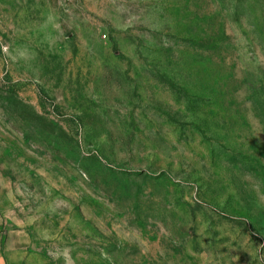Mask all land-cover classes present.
Returning a JSON list of instances; mask_svg holds the SVG:
<instances>
[{
  "label": "rangeland",
  "instance_id": "obj_1",
  "mask_svg": "<svg viewBox=\"0 0 264 264\" xmlns=\"http://www.w3.org/2000/svg\"><path fill=\"white\" fill-rule=\"evenodd\" d=\"M0 220L19 264H264V0H0Z\"/></svg>",
  "mask_w": 264,
  "mask_h": 264
},
{
  "label": "crops",
  "instance_id": "obj_2",
  "mask_svg": "<svg viewBox=\"0 0 264 264\" xmlns=\"http://www.w3.org/2000/svg\"><path fill=\"white\" fill-rule=\"evenodd\" d=\"M14 234L0 220V264H19L23 256H15Z\"/></svg>",
  "mask_w": 264,
  "mask_h": 264
}]
</instances>
